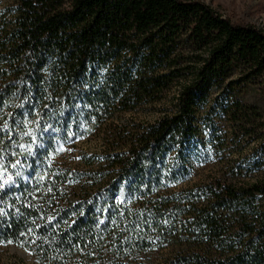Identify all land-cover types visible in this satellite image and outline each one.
Listing matches in <instances>:
<instances>
[{
  "label": "trees",
  "instance_id": "trees-1",
  "mask_svg": "<svg viewBox=\"0 0 264 264\" xmlns=\"http://www.w3.org/2000/svg\"><path fill=\"white\" fill-rule=\"evenodd\" d=\"M232 77L264 84V31L199 0H0V245L40 264H264V183L179 179ZM174 86L173 110L114 126ZM94 135L97 170H65Z\"/></svg>",
  "mask_w": 264,
  "mask_h": 264
},
{
  "label": "rangeland",
  "instance_id": "rangeland-1",
  "mask_svg": "<svg viewBox=\"0 0 264 264\" xmlns=\"http://www.w3.org/2000/svg\"><path fill=\"white\" fill-rule=\"evenodd\" d=\"M199 1L211 6L234 24L253 25L264 31V0ZM178 90V86H174L162 103L145 105L137 113L119 116L113 121L114 126L133 122L147 124L156 120L161 113L174 109L173 102ZM238 101L242 108H252L246 118L241 113L237 117L230 113V110H235ZM197 118L199 131L195 150L191 161H185V168L191 173L190 176L179 177L183 188L196 190L199 185L215 180L240 185L264 183V84L261 81L246 85L232 77L220 85L212 83L207 103L199 107ZM110 128L108 125L107 129ZM104 137L90 136L70 144L69 148H63L59 164L65 170L67 167L79 172L97 170L87 165V160L102 155L106 145ZM0 264L40 263L25 249L8 244L0 245Z\"/></svg>",
  "mask_w": 264,
  "mask_h": 264
}]
</instances>
